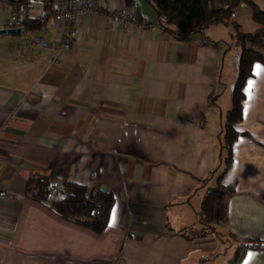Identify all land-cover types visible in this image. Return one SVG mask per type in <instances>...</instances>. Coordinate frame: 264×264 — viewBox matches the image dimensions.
I'll list each match as a JSON object with an SVG mask.
<instances>
[{
    "label": "crops",
    "instance_id": "1",
    "mask_svg": "<svg viewBox=\"0 0 264 264\" xmlns=\"http://www.w3.org/2000/svg\"><path fill=\"white\" fill-rule=\"evenodd\" d=\"M250 1L264 10V0ZM102 4L74 15L57 64L50 51L34 48L19 58L15 37L0 36V264H226L230 258L217 260L221 246L232 242L235 250L246 240L261 246L235 264H264V67L253 63L243 84L233 125L241 135L219 181L233 185L223 219L202 227L200 203L222 169L220 129L237 64L236 53L226 54L234 37L213 23L175 39L151 23L145 1ZM31 7L35 19L43 1ZM119 10H135L149 30L124 27L112 13ZM6 13L0 5V28ZM249 15L243 2L231 14L242 32L260 27ZM58 26L48 16L32 33L55 46ZM45 177L109 191L104 229L59 218L49 197H28L26 181Z\"/></svg>",
    "mask_w": 264,
    "mask_h": 264
},
{
    "label": "trees",
    "instance_id": "2",
    "mask_svg": "<svg viewBox=\"0 0 264 264\" xmlns=\"http://www.w3.org/2000/svg\"><path fill=\"white\" fill-rule=\"evenodd\" d=\"M42 13L24 25L26 32H38L51 12L52 0H42ZM156 15V24L162 30L170 33L175 39L186 35L201 33L213 23H221L233 31L235 43L239 47L236 64V77L231 90L229 108L223 116L218 144L219 159L222 169L215 185L208 189L203 197L198 216L200 221L219 222L223 219V207L226 199L233 192V185H219L220 179L227 172L231 161V144L238 133L233 125L241 118V101L243 99V84L251 76L253 63L264 67V10L259 9L250 0H229L225 8H216L214 0H144ZM245 3L250 9V19L260 27L252 33L242 32L231 18L238 3ZM14 37V36H11ZM51 179L30 178L25 183V193L28 197L42 202L48 199L51 191ZM58 189L63 196L52 199L49 208L61 219L80 225L94 233H100L107 223L108 214L113 203L109 191L98 187L88 188L70 181H62ZM261 241L246 240L239 244L226 264L238 262L247 249L259 248Z\"/></svg>",
    "mask_w": 264,
    "mask_h": 264
},
{
    "label": "built area",
    "instance_id": "3",
    "mask_svg": "<svg viewBox=\"0 0 264 264\" xmlns=\"http://www.w3.org/2000/svg\"><path fill=\"white\" fill-rule=\"evenodd\" d=\"M38 0H0V5L7 7V13L4 18V27H21L33 19L31 16L33 2ZM102 0H63L61 3L52 6L49 14V20L58 23V35L55 46L40 35H34L31 32H24L12 41L14 53L19 58H25L31 53L32 49L50 51L49 61L57 64L60 61L61 53L69 48L72 38L70 24L74 15L84 12L94 13L103 8ZM115 19L122 23L124 27H141L142 31L147 32L149 27L138 22L135 10L112 12ZM55 181H51L50 199L62 198L63 193L55 188ZM3 191L0 190V196ZM48 200V199H47Z\"/></svg>",
    "mask_w": 264,
    "mask_h": 264
},
{
    "label": "rangeland",
    "instance_id": "4",
    "mask_svg": "<svg viewBox=\"0 0 264 264\" xmlns=\"http://www.w3.org/2000/svg\"><path fill=\"white\" fill-rule=\"evenodd\" d=\"M142 1H144V0H142ZM145 3H140V5H138V6H140V8H143V7H145ZM148 7V6H147ZM152 17V16H151ZM155 19H156V15H155V13H154V15H153V18H152V21H151V23H156V21H155ZM230 29V31H231V33H232V35H233V31L231 30V28H229ZM2 38L1 39H5V37L6 38H8V37H10V36H1ZM45 39V38H44ZM232 41H234V44H235V46H231V49H232V52H231V49H230V52L229 53H227L226 55H229V59H231V55H232V53L234 52V53H236V56L238 57V54H239V47L236 45V43H235V38L232 40ZM260 51L262 52V54L264 55V48H260ZM233 60H234V58H233ZM236 61H237V58H236ZM233 63H234V61H232ZM233 68H234V66H233ZM233 68H232V70L230 71V70H228V71H230V78H231V85L233 86V83H234V78L236 77V75H235V72H234V70H233ZM225 80H229V78L227 79V73H226V75H225ZM231 90H232V87H231ZM58 185L56 184L55 185V188L57 189V190H59L58 189ZM60 191V190H59ZM213 223V222H212ZM204 225H212L210 222H207V221H202L201 222V225L200 226H202V227H204ZM213 226L215 227V230H220V224L219 223H214L213 224ZM218 226V227H217ZM206 228H207V226H206ZM233 243L232 242H229V243H227V242H225V244H223L222 246H221V248H220V250H221V252H222V254H221V256H218V258H217V260H219V259H224L225 261L227 260V259H229L231 256H232V254H233Z\"/></svg>",
    "mask_w": 264,
    "mask_h": 264
},
{
    "label": "water",
    "instance_id": "5",
    "mask_svg": "<svg viewBox=\"0 0 264 264\" xmlns=\"http://www.w3.org/2000/svg\"><path fill=\"white\" fill-rule=\"evenodd\" d=\"M25 29L23 26L21 27H1L0 28V36H18L23 34Z\"/></svg>",
    "mask_w": 264,
    "mask_h": 264
}]
</instances>
